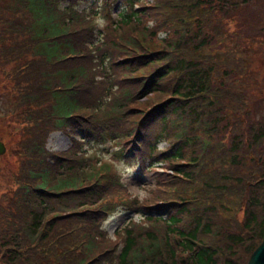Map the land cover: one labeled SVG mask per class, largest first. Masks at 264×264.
Wrapping results in <instances>:
<instances>
[{
    "label": "trees",
    "instance_id": "1",
    "mask_svg": "<svg viewBox=\"0 0 264 264\" xmlns=\"http://www.w3.org/2000/svg\"><path fill=\"white\" fill-rule=\"evenodd\" d=\"M74 2L0 0L16 165L0 264H99L118 205L139 216L111 264H246L264 235V0H121L99 27ZM52 131L68 149L47 151ZM108 140L151 171L146 196L77 165Z\"/></svg>",
    "mask_w": 264,
    "mask_h": 264
},
{
    "label": "rangeland",
    "instance_id": "2",
    "mask_svg": "<svg viewBox=\"0 0 264 264\" xmlns=\"http://www.w3.org/2000/svg\"><path fill=\"white\" fill-rule=\"evenodd\" d=\"M84 4H80L82 7ZM92 5H87L91 7ZM109 11H114V7H110ZM103 15V13L100 12ZM98 15V25L104 24L106 22L105 19L101 15ZM96 18V21L98 20ZM5 74L0 73V84L2 85V80ZM9 97L5 94V92H0V113L1 115L8 111L9 106ZM0 115V139L4 143L5 147L10 142V130L13 127V124L9 122L8 119ZM7 116V115H6ZM5 118V119H4ZM8 118V117H7ZM46 140V148L49 151H61V149L65 148L68 144V139L61 132H50L47 136ZM164 143L159 142V146H163ZM98 147L92 148L87 152V155L90 154L95 155L96 157L101 158L102 161L111 162V167L120 174V177L125 183L126 188L128 189V194H135L137 197H144L147 195L148 190L152 186V182L154 177L151 172L143 171L140 167H131L125 169L123 163L117 159V157L111 156V153L115 150V146L111 145L109 142H105L103 144L97 145ZM8 152L2 157H0V205L5 202V198L3 196L7 195V191L9 188H12V183H14V179L12 178V172H15L16 165L14 163L13 157L11 155H7ZM98 154V155H96ZM91 157V156H90ZM130 215H127L124 211H119L117 214H112L108 216V218L104 221L103 227L107 230V233L111 235V231L114 227L119 226L122 222H124ZM247 262V258H246Z\"/></svg>",
    "mask_w": 264,
    "mask_h": 264
},
{
    "label": "water",
    "instance_id": "3",
    "mask_svg": "<svg viewBox=\"0 0 264 264\" xmlns=\"http://www.w3.org/2000/svg\"><path fill=\"white\" fill-rule=\"evenodd\" d=\"M5 152L3 143L0 141V154ZM246 264H264V235L262 240L253 248L247 258Z\"/></svg>",
    "mask_w": 264,
    "mask_h": 264
}]
</instances>
